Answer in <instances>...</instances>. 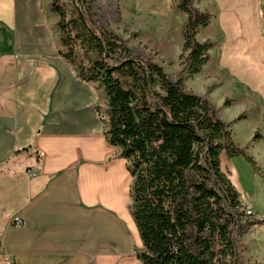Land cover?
<instances>
[{
    "label": "crops",
    "instance_id": "0c3cea01",
    "mask_svg": "<svg viewBox=\"0 0 264 264\" xmlns=\"http://www.w3.org/2000/svg\"><path fill=\"white\" fill-rule=\"evenodd\" d=\"M103 4L162 58L182 54L186 15L175 1ZM194 7L210 16L195 39L213 46L184 90L210 103L227 95L219 99L217 89L233 86L264 112V0H196ZM57 21L49 0H0V264H141L127 210L133 180L106 141V98L60 55ZM220 120L232 132L238 118ZM235 173L231 166L229 180L254 214ZM14 215L22 225L10 224ZM250 242L264 261V226L244 236L246 248Z\"/></svg>",
    "mask_w": 264,
    "mask_h": 264
},
{
    "label": "trees",
    "instance_id": "16d2710c",
    "mask_svg": "<svg viewBox=\"0 0 264 264\" xmlns=\"http://www.w3.org/2000/svg\"><path fill=\"white\" fill-rule=\"evenodd\" d=\"M173 1L186 15L179 59L192 78L209 60L210 42L198 43L195 35L210 16L194 7L196 0ZM50 11L58 19L60 55L106 98V141L119 149L133 180L131 216L143 247L135 258L141 264H248L240 242L264 226V215L245 214L220 155L255 163L208 100L170 81L160 65L133 56L114 33L96 29L84 0H50ZM185 172L195 180L187 181Z\"/></svg>",
    "mask_w": 264,
    "mask_h": 264
},
{
    "label": "rangeland",
    "instance_id": "374dc122",
    "mask_svg": "<svg viewBox=\"0 0 264 264\" xmlns=\"http://www.w3.org/2000/svg\"><path fill=\"white\" fill-rule=\"evenodd\" d=\"M84 1L91 9L92 21L96 29H102L107 32L114 33L124 41L133 56L160 65L166 72L170 81H179L183 89L189 88L187 80L191 78H188L186 75L184 57L179 59L181 54L177 58H162L154 49L149 48L147 44L140 41L137 33L133 32L130 25L126 24V20H123L125 16L122 15L120 11L115 13L105 8L103 2H108V0ZM114 24H116V26H114ZM210 44L212 48L213 45L211 42ZM216 91L215 95L219 99L221 98V95L226 93L227 95L224 100H209L210 103L215 107L220 119L223 118L226 121H230L233 117L238 118V120H236L237 122L231 126L234 143L240 149L244 150L246 155L249 156L255 163L253 166L241 156L227 159L226 156L222 154L220 158L221 170L226 174V177L229 180V170L231 169V166L234 168L236 171V179L243 191L244 201H251L254 206L255 215H264V112L261 113V111L255 107L257 103L253 99L247 100L240 97L238 92H236V88L233 86L227 87V85H223ZM224 102L225 105L227 103L226 106L222 105ZM221 106L223 107L221 108ZM243 113L245 114L241 116ZM256 135L259 137L254 139ZM185 177L187 181L190 182L195 180L194 175L189 172H185ZM127 207L128 213H131L130 196ZM189 237L191 239L189 242L191 248L190 250L195 252L196 249L192 246V239L195 237V234L190 233ZM132 238L134 244H137L134 248H138V237L136 235L135 228L132 233ZM172 242L175 248L178 243L177 238H174ZM240 243L242 246L245 245L244 237L241 239ZM242 256L248 264H252L253 262L257 264H264L260 254L254 249L252 242L247 245L244 252L242 251Z\"/></svg>",
    "mask_w": 264,
    "mask_h": 264
},
{
    "label": "built area",
    "instance_id": "2783aa9c",
    "mask_svg": "<svg viewBox=\"0 0 264 264\" xmlns=\"http://www.w3.org/2000/svg\"><path fill=\"white\" fill-rule=\"evenodd\" d=\"M244 212H245V214L247 216H251L252 215V210L249 207H247V206H245ZM22 223L23 222H22L21 218L19 216H17V215L12 216L11 219H10V224L11 225L19 226V225H22Z\"/></svg>",
    "mask_w": 264,
    "mask_h": 264
}]
</instances>
